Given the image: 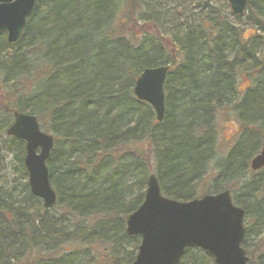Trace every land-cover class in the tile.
I'll list each match as a JSON object with an SVG mask.
<instances>
[{
  "label": "trees",
  "instance_id": "obj_1",
  "mask_svg": "<svg viewBox=\"0 0 264 264\" xmlns=\"http://www.w3.org/2000/svg\"><path fill=\"white\" fill-rule=\"evenodd\" d=\"M181 1L194 8L170 47L156 33L131 32L130 26L144 20L132 18L140 15L135 2L128 14L116 0H37L20 43L10 47L0 37V134L13 112L35 117L40 129L51 133L46 166L56 195L53 209L60 212L49 215L31 196L24 143L11 138L5 151L19 174L16 187L0 182V264H130L139 237L125 234V221L142 203L147 177L154 173L169 199H195L194 184L208 174L215 149V115L231 105L241 132L219 177L225 185L240 184L232 201L254 227L245 224L246 240L262 231L264 175L250 182L242 176L250 173L249 161L264 141V0L247 1L254 30L248 38L229 12L218 13L221 0ZM123 14L128 19L118 24ZM164 66V118L158 123L132 89L144 69ZM245 75L249 83L241 91L236 79ZM252 141L254 148L245 154ZM35 202L39 207L33 211ZM67 220L76 224L68 226ZM64 244L84 251L57 255ZM96 245L103 248L99 263L88 256ZM180 264L213 262L188 249Z\"/></svg>",
  "mask_w": 264,
  "mask_h": 264
},
{
  "label": "water",
  "instance_id": "obj_2",
  "mask_svg": "<svg viewBox=\"0 0 264 264\" xmlns=\"http://www.w3.org/2000/svg\"><path fill=\"white\" fill-rule=\"evenodd\" d=\"M231 14L242 17L248 0H224ZM37 0H0V36L5 43H20L27 21ZM168 67L144 69L136 79L134 98L147 104L155 120L164 118V84ZM7 137L24 143L23 165L32 197L44 210L56 204V195L49 183L46 163L53 149V137L43 133L35 117L13 112ZM264 166V144L258 156L250 162V170ZM244 212L236 207L225 190L215 195L179 202L161 194L156 177H147L140 206L125 221V234L139 237L136 256L130 264H180L188 249L208 254L213 264H248L241 248L244 237Z\"/></svg>",
  "mask_w": 264,
  "mask_h": 264
},
{
  "label": "rangeland",
  "instance_id": "obj_3",
  "mask_svg": "<svg viewBox=\"0 0 264 264\" xmlns=\"http://www.w3.org/2000/svg\"><path fill=\"white\" fill-rule=\"evenodd\" d=\"M118 6H122L129 14L133 9H137L136 12H140V15L137 14L136 16L133 15L134 20L143 19L144 21H138L135 26H130V31L134 32L136 35L141 34L143 31L157 34L158 39L162 40L164 43L166 42L167 45L170 47V45L175 41V38H180V34L177 35V32H179L181 29L179 28V25L191 14V9L194 8L193 5H191L188 1L182 2L181 0H178V2L181 5H177L176 0H116ZM222 3L219 7V10L222 12H218L220 15H223L225 11L230 12L229 5L224 1L221 0ZM125 2V3H124ZM130 2H135V5L132 9V4ZM142 4V5H141ZM212 4H216L215 2ZM141 5V6H140ZM138 7L140 9L138 10ZM166 12V15H165ZM157 14H160L164 16V18L157 20ZM232 15V14H231ZM233 16V15H232ZM229 16V20L234 23L235 26H241L244 27V37L248 38L253 36L254 30L252 29V18H250L249 11L245 10L242 17H238V20H234L235 18ZM154 17V18H153ZM237 17V16H236ZM128 17L126 15H120L118 18V24L121 22H126ZM38 27L40 26L37 25ZM137 27H140L142 30H138ZM116 29V28H115ZM122 33V32H121ZM260 35V34H259ZM5 40V39H4ZM3 40V41H4ZM264 50V47H262ZM0 49H2V43L0 41ZM170 54L172 53L171 50ZM262 58V57H261ZM236 83L239 87V89L242 91L249 83V79L245 75V79L241 78L239 76L236 79ZM3 86L0 81V96L2 95ZM3 108V106H0V109ZM12 121L9 122L11 124ZM214 126H215V134L213 137V142L215 143V155L213 159L211 160V163L209 165V171L206 176L202 180H200L198 183L194 184V196L195 199H199L205 195H213L216 193V191L222 192V191H230L231 196L238 195V191L240 188L239 183L235 184H228L225 185L221 182L223 180L221 177H219V168H221L222 162L226 159V155L230 151V149L233 147L234 144L237 143L239 134L241 132L240 124L237 121V115L235 106L231 105L228 107H224L217 111L215 118H214ZM238 129L239 131H237ZM42 131V130H41ZM45 133L44 131H42ZM237 133L236 136L234 134ZM47 135H51V133ZM53 137V136H52ZM10 137H7L5 133L0 134V157L3 158V165L4 169L0 172V182L4 185L5 188H11L16 187V183L13 182L15 175L19 174L18 170V164L14 160L13 156L8 154L5 151V148L10 146ZM263 141H261L260 146L262 145ZM140 148H142L143 152H146V150L149 152L150 150L146 149L148 148L146 145H140ZM254 148V142H251V148H244L245 154L252 151L251 149ZM141 150V149H140ZM150 161L149 166L153 167V160L152 156L150 155L148 158V163ZM264 173H261L258 177H261ZM154 175V173H153ZM256 176H254L251 171L247 175V182H249L252 179H255ZM257 178V177H256ZM222 184L221 186L219 184ZM19 191V190H18ZM235 198V197H234ZM238 199V198H237ZM42 204V203H41ZM39 207V204L37 202L33 203L32 210H36ZM42 207V205H41ZM49 215H53L55 217H59L60 212H58L55 209H51L47 211ZM66 219H68L67 216H65ZM74 221V220H73ZM72 221V222H73ZM245 224L252 227L249 223V220H245ZM89 223V222H88ZM68 226L71 224L72 226L76 223H70L67 220ZM67 226V225H66ZM67 226V227H68ZM254 228V227H252ZM260 229V228H259ZM72 231L70 227H68V232ZM255 231V230H254ZM253 233L250 235V237L247 239V251L250 254V260L251 264H258V257L261 256V258L264 256V227L262 228V231L259 230V233L255 236ZM59 241H56V244H58ZM72 250H79V254L83 253L84 248H80L78 244H64L60 249L57 248V255H61L63 251L69 252ZM103 248L102 245H96L93 249L89 250L88 256H96L101 258L103 255L102 253ZM95 263H99L98 259ZM22 264V263H21ZM23 264H33L32 260L28 261L27 263Z\"/></svg>",
  "mask_w": 264,
  "mask_h": 264
},
{
  "label": "flooded vegetation",
  "instance_id": "obj_4",
  "mask_svg": "<svg viewBox=\"0 0 264 264\" xmlns=\"http://www.w3.org/2000/svg\"><path fill=\"white\" fill-rule=\"evenodd\" d=\"M0 37H3L4 38V36H0ZM237 131H238V129H236ZM263 144H264V141H263V143H262V145L260 146V149H258L259 151L257 152V154H255L251 159H250V161H249V167H250V162H251V160L254 158V157H256V156H258L259 154H260V152H261V148H262V146H263ZM233 148H231L230 149V151L232 150ZM250 169V168H249ZM251 171V170H250ZM251 173L254 175V176H256L257 178H258V176L259 175H261V173H264V166L263 167H261L259 170H256V171H251ZM264 175V174H263ZM263 175H262V177H263ZM256 177H255V179H256ZM230 192V191H229ZM230 195H231V193H230ZM231 198H232V196H231ZM243 225H244V237H243V241H242V243H241V248L243 249V251L245 252V255H246V257H247V259H248V264H251V258H250V254L248 253V251H247V248H246V246H247V240H246V225H245V213H244V218H243ZM246 240V241H245ZM246 242V243H245ZM258 262H259V259H261V256H259L258 258Z\"/></svg>",
  "mask_w": 264,
  "mask_h": 264
},
{
  "label": "bare ground",
  "instance_id": "obj_5",
  "mask_svg": "<svg viewBox=\"0 0 264 264\" xmlns=\"http://www.w3.org/2000/svg\"><path fill=\"white\" fill-rule=\"evenodd\" d=\"M214 155H215V149L214 148H212V156H211V160L213 159V157H214ZM222 166H223V162H222V164H221V168H222ZM221 168H219V169H221ZM242 178H243V181H246L247 182V176H242ZM250 182V181H249ZM248 184V183H247Z\"/></svg>",
  "mask_w": 264,
  "mask_h": 264
}]
</instances>
